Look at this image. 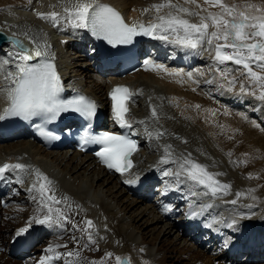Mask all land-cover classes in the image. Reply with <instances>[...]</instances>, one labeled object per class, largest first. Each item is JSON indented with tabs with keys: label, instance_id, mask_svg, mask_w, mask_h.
<instances>
[{
	"label": "bare ground",
	"instance_id": "1",
	"mask_svg": "<svg viewBox=\"0 0 264 264\" xmlns=\"http://www.w3.org/2000/svg\"><path fill=\"white\" fill-rule=\"evenodd\" d=\"M102 2L120 8L130 19L138 22L140 19L152 21L155 12L141 14V10L161 3L162 0ZM179 2L183 4V0ZM226 2L264 7V0ZM198 3L204 5L209 12L219 11L218 8L205 5L204 0H198ZM53 5L54 8L51 7ZM185 6L200 11L195 5ZM35 11L62 12L61 0H32L31 4L28 0H0V29L19 34L28 32L37 44H46L48 53L52 51L51 54L59 60L67 81L82 85L102 104H107L106 93L110 86L107 79L101 78L99 67L93 68V60L84 54V29H72L63 20L59 27L54 26L49 21L39 19ZM187 18L194 23L199 22L198 16ZM161 43L163 48L179 55L169 65L175 71L185 74L183 82H177L180 79L178 77L147 72H139L125 80L136 87V92H143L134 97L131 118L139 121L150 116L143 105L150 107L151 97V104L157 106L160 120L158 124L149 121V128H159L166 133L160 141H150L147 138L149 144L144 146L138 156V167L132 175L127 176L132 178L135 175L150 174L153 177V186L148 187L142 195L130 193L124 187L125 177L107 174L95 165L90 156L71 153L69 150L46 151L29 137L20 139L15 136L9 139L11 144L0 143V166L8 160L39 168L54 182L57 196L70 198L69 202L74 209L70 213L72 222L63 228L33 222L30 229L34 238L49 231L50 236H56L55 240L62 235L63 241L60 243H65L67 247H62L58 252L65 254L79 250L77 264L102 261L109 252L125 259L130 258L131 264H177L183 263L185 259H189L188 263L192 264H213L214 261L216 264H259L262 260L259 253L264 250V103L256 101L250 95H240L239 83L233 92L219 88V78L213 80L214 53L206 49L199 53H188L173 45ZM16 53L9 46L0 50V61H10L7 66L0 65V105L3 90L9 86V82L4 79L6 69L15 72L18 62ZM230 64L231 62L220 67L232 69ZM188 72L193 73V79L197 82L187 79ZM232 74L237 78L241 76L239 71H232ZM176 103L178 107L175 106ZM195 105L201 106L199 111ZM207 110H214L215 115ZM135 125L143 129L142 125ZM185 140L187 143H184ZM166 144L172 145L176 156L191 153V158L208 165L209 171L223 173L217 178L222 183L231 185V194L221 198H186L190 185H180V190H176L174 177L162 175L163 170L175 167L172 164H160L163 150L159 145ZM250 175L252 178H249ZM23 179L25 186H20L17 194L20 196V192H23L25 205L9 209L14 210L15 218L12 222L0 219V242L9 238L6 255L0 256V264H38L35 258L14 262L12 258L5 261L7 254L14 256V253H19L9 243L16 237V232L26 227L33 216L43 215L38 212L37 202L32 199L34 193L29 192L34 176L24 175ZM166 183L169 186L168 194L162 195L166 191ZM251 189L255 191L249 192ZM237 193L243 195L237 198ZM17 194L14 195L15 199ZM252 196L256 199H252ZM232 200H237V203H229ZM165 206L170 210L164 211ZM176 209L182 211L181 216H173ZM192 210L199 215L190 218ZM1 212L3 210L0 208ZM26 213L27 217L24 218ZM84 219L94 222L95 228L92 231L96 244H90L87 234L73 227L74 223L82 226ZM217 220L221 223H216ZM232 220L236 221L235 226L226 227ZM208 224H212V227L209 228ZM5 234L8 238L4 240ZM150 237L152 245H148L147 239ZM49 242L50 240L48 245ZM157 242L158 247L159 244L162 245L161 248L157 247ZM1 246L3 247L2 243ZM245 252L247 255L244 256ZM43 253L42 256L48 254ZM65 256L55 260L53 264H65L68 258ZM68 259L75 261L77 258Z\"/></svg>",
	"mask_w": 264,
	"mask_h": 264
},
{
	"label": "snow or ice",
	"instance_id": "2",
	"mask_svg": "<svg viewBox=\"0 0 264 264\" xmlns=\"http://www.w3.org/2000/svg\"><path fill=\"white\" fill-rule=\"evenodd\" d=\"M32 0H28L31 4ZM204 4L218 8V12H209L204 5L198 3V0H162L161 3L153 4L149 8L141 10V14H147L154 11L153 21L144 23L128 24L123 16L112 6L99 3L98 0H61L62 12L50 11L47 13L35 11V15L42 20L51 22L59 27L61 20L72 29H85L97 39L106 41L113 47L119 45H131L139 36L149 37L153 40L161 41L165 44L173 45L178 49L199 53L206 49L212 56L215 75L213 80L218 79V87L233 92L239 83V94L250 95L253 98L264 103V7L256 4L236 5L229 4L226 0H204ZM185 5H195L196 11ZM55 7V5L51 6ZM135 11V9H133ZM201 12L204 14L202 15ZM198 16L199 22L194 23L189 18ZM211 29V30H210ZM33 44L37 41L29 35L23 34ZM13 44L18 46L20 51L16 53L18 62L15 65L16 71L6 69L4 79L9 82V86L4 89L7 99V106L0 112V121L8 118H20L25 121H31L34 117L42 120L41 124H36L39 135L48 140H58L60 137L47 130L44 125L56 121L61 114L74 112L91 121L96 115L97 105L89 97L83 94H77L71 98H62L64 91L63 83L58 73L55 63L49 59L37 61L34 64L28 63L33 60L29 55V49L23 41L12 38ZM46 48L47 45L45 44ZM44 53L39 45L35 51V57H41ZM229 62L237 66L243 79L238 80L232 74L229 68H221L220 65H227ZM10 61L5 59L0 61V65L7 66ZM145 70L151 69L156 72H163L171 77L180 78L177 82H183L182 72L170 71L164 64L156 63L150 58L143 60ZM198 75H204L198 73ZM187 79L197 82L193 79V73L186 74ZM245 81L247 83H245ZM213 81H209L212 83ZM195 91V89H193ZM142 95L135 92L127 86L117 85L110 92L111 113L115 123L122 129H132L133 124L143 126V131L147 138L160 141L166 134L159 128L150 130L149 121L158 124L160 115L156 105L150 102V116L146 120L134 121L131 116L130 103H134L136 95ZM175 106H179L178 103ZM199 111L201 106L195 105ZM215 115L214 110H207ZM190 119V117H186ZM259 127V125H254ZM89 123L82 130L79 137L81 148L88 145H99V150L95 155L100 162L110 171L119 173L125 177L123 183L136 184L139 182V175L128 178L126 174L135 166L131 157L138 151L137 141L130 138L129 135L114 134L104 131L99 134H93L90 131ZM231 138V137H230ZM179 139V137H177ZM184 143H187L185 140ZM163 150L160 164H172L175 167L162 171L164 177H174L176 190H180V185H190V190L186 198L195 197H214L221 198L230 195V184L222 183L217 177L223 173L209 171L208 165L196 162L191 158V153L176 156L172 145H159ZM231 156V153H228ZM239 163V162H238ZM15 173L16 182L24 183V175L34 176L29 192L34 193L32 199L37 202L38 212L43 215L33 216L26 227L20 228L16 236L20 237L28 233L33 222L38 225H55L65 227L71 221L70 213L72 209L70 198L67 196H57L54 188V182L48 178L39 168L24 163H4L0 166V181L8 178V174ZM249 178H252L251 175ZM168 185L162 195L168 194ZM255 189L249 190L254 192ZM239 198L243 193H237ZM252 199H256L252 196ZM236 204L237 200L229 201ZM79 207V206H77ZM211 207V205H206ZM251 207V206H249ZM191 208V202H190ZM164 211L170 209L165 206ZM199 213L195 210L190 211V218H195ZM216 223H221L217 220ZM235 220L227 224L226 227H234ZM209 228L212 224L207 225ZM74 228L87 234V240L90 244H96L93 236L94 222L84 219L81 224H73ZM60 247L67 245L49 246L46 249V255L38 261V264H53L55 260L61 259L66 255L68 258L75 257L74 260H67L65 264H77L80 257L79 250L68 251L65 254L57 251ZM87 247V245H85ZM113 253H106V259L112 258ZM116 264H131L130 258L125 259L115 256ZM91 264H105V261H93Z\"/></svg>",
	"mask_w": 264,
	"mask_h": 264
},
{
	"label": "rangeland",
	"instance_id": "3",
	"mask_svg": "<svg viewBox=\"0 0 264 264\" xmlns=\"http://www.w3.org/2000/svg\"><path fill=\"white\" fill-rule=\"evenodd\" d=\"M231 66H233V67H231ZM230 67L232 68L231 70L233 71V72H236L237 70V66H235V65H233V64H230ZM240 78L241 79H243V77H241V76H239L237 79L238 80H240ZM246 82V81H245ZM247 83V82H246ZM252 97V96H251ZM256 101H257V99H256ZM259 101V100H258ZM254 104V103H253ZM251 108H252V106H251ZM263 114H264V112H263ZM255 120L256 121H258L257 120V118L255 117ZM7 144H11V142H9V143H7ZM243 165H245V164H243ZM11 176H14V178L12 179V181H16L17 180V176H16V174L15 173H11L10 174V177ZM16 184H17V182H15V183H13L12 184V189L9 191V194H8V198H11V201H9L8 203H12L11 205H9L8 207L9 208H7V209H2L3 210V212H1L0 213V219L1 220H11V222H12V220H13V218H15V216H13L14 215V210H9V209H11V208H14V207H20V206H22V205H25V199L23 198L24 197V194H23V192L21 191L20 192V196L23 198H21L20 196H19V194H17L18 193V188L21 186H25L24 184L22 185V184H19L18 186H16ZM17 194V198L15 199L14 198V194ZM8 200V199H7ZM17 200V201H16ZM5 201V200H4ZM4 201H2V202H4ZM27 217V213L25 214V216H24V218H26ZM11 232H12V230H11ZM14 233H15V230H14ZM10 233H8V235H9ZM8 235L6 236V234L4 235V240L5 239H7L8 238ZM14 235V234H13ZM62 236V235H61ZM61 236H58L57 237V240H55V235H52V236H50V231L49 232H47V233H45V234H39L38 236H37V239H36V241H35V245H34V247H33V251H31L30 253H24V254H19V255H15L14 254V256H12V255H8L7 254V256H6V259H5V261H10V259H12V262H14V261H27L29 258L30 259H36V262L38 263V261L42 258V253L43 252H45L46 253V251H45V249H47L49 246H55V245H65V243H60V242H62L63 241V239L61 238ZM151 237H153V236H151ZM148 238L147 239V241L149 242L148 243V245H152V243H153V241H152V238ZM8 240H9V238L7 239V241H4V242H0V243H2L3 244V247L1 246L0 247V256H2V255H6V248H7V244H8ZM50 240V242H49V245H48V241ZM73 240V239H72ZM6 242V243H5ZM11 242V240L9 241V243ZM12 243V242H11ZM46 244H47V246H46ZM12 245V244H11ZM13 246V245H12ZM161 246L162 245H160L159 244V247H158V242H157V247L158 248H161ZM43 247V248H42ZM61 248L62 247H60V248H58L57 249V251H61ZM263 249H264V246L262 247ZM3 251H5V252H3ZM163 253H165L166 254V252L163 250ZM44 254V253H43ZM40 255V256H39ZM138 256H140V254L138 253L137 254ZM244 256L245 255H247V253H245V254H243ZM259 255H260V257H261V262L259 263V264H262L263 262H264V250H261L260 251V253H259ZM17 256V257H16ZM115 256L116 255H113V257L112 258H107L106 259V256L103 258V259H101V260H104L105 261V264H110V263H114L115 262ZM243 256V257H244ZM66 257V256H65ZM38 258V259H37ZM67 258V257H66ZM184 258V257H183ZM244 259V258H243ZM67 260H69L68 258H67ZM189 260V259H188ZM187 259H185V260H183L182 262L183 263H177V264H192V263H188L189 261H188ZM110 261V262H109ZM114 261V262H113ZM60 263V262H59ZM216 264V261H214L213 262V264ZM201 264H204V263H201ZM251 264V263H250Z\"/></svg>",
	"mask_w": 264,
	"mask_h": 264
},
{
	"label": "water",
	"instance_id": "4",
	"mask_svg": "<svg viewBox=\"0 0 264 264\" xmlns=\"http://www.w3.org/2000/svg\"><path fill=\"white\" fill-rule=\"evenodd\" d=\"M13 36L14 35H11L10 33L4 30H0V48L3 47L4 45L11 44L14 48L20 51L18 46H15L13 44V41H12ZM15 37L23 41L24 45L30 50L28 54L31 55L33 51L32 45L29 42H27V40H24L21 37H18V36H15Z\"/></svg>",
	"mask_w": 264,
	"mask_h": 264
}]
</instances>
